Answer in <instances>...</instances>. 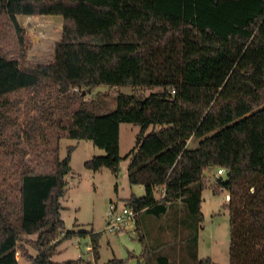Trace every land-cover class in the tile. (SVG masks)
<instances>
[{"label":"trees","instance_id":"16d2710c","mask_svg":"<svg viewBox=\"0 0 264 264\" xmlns=\"http://www.w3.org/2000/svg\"><path fill=\"white\" fill-rule=\"evenodd\" d=\"M19 14L61 15L63 31L47 64L23 66L0 48V134L10 94L56 83V95L65 98L60 107L78 104L68 137L91 139L106 151L85 161L87 168L118 172L121 125L140 126V143L127 154L128 177L146 193L125 202L140 212L136 226L144 212L161 216L177 200L204 220L205 174L224 167L217 180L230 195L223 204L230 215L227 264H264V0H0V38L7 17L23 47ZM100 84L161 89L146 96L119 92L117 107L100 113L78 90ZM29 139L38 151L17 174L19 199L6 185L14 153L0 146V264H20L18 250L31 264H80V258L53 259L65 239L91 232L66 230L61 218L75 145L64 158L55 146L51 161L36 137ZM91 238L98 258V237ZM168 261L157 257L159 264ZM196 264L221 263L204 257Z\"/></svg>","mask_w":264,"mask_h":264},{"label":"rangeland","instance_id":"374dc122","mask_svg":"<svg viewBox=\"0 0 264 264\" xmlns=\"http://www.w3.org/2000/svg\"><path fill=\"white\" fill-rule=\"evenodd\" d=\"M18 21L25 32L24 45L21 47L16 28L4 17L0 38L3 56L16 59L23 66L51 62L54 59L55 44L62 37L63 21L60 17L19 15ZM58 89V84L49 83L43 89H24L9 95L11 103L4 109L7 114L3 118L6 129L0 134V146L2 149L9 146L14 153L15 164L9 165L11 169L6 174V185L11 186L13 198L19 199L20 196L17 174L26 164L36 160L38 148L31 142L29 135L36 137L41 150H48V156L45 154L43 158L51 161L54 159L55 146H59L60 156L64 158L68 154V146L77 145L72 154V170L66 176L67 185L63 196L64 204L69 207L65 210L67 229L74 230L73 224L78 217L83 222L81 230L90 231L95 227L102 232V262L107 263L115 255L117 259L124 260L123 264H159L157 257L166 255L169 257L168 264H196L197 259L204 257L227 264L230 260V215L223 207L228 200L227 190L219 187L215 169L207 170L205 174L207 188L202 192L204 220L201 222H198L196 215H191L189 208L183 207V201L177 200L161 216L144 212L142 222L139 221L138 226L135 224L123 233L105 228L112 202H116L121 210L133 194L140 196L145 193L142 185L131 184L128 177L131 160L127 154L140 143V126L130 122L121 125L122 159L118 172L109 168L100 171L88 169L85 161L93 156L103 155L106 151L96 146L91 139L68 137V120L78 104L60 107L59 104H63L65 98L63 95H56ZM159 89V86L100 84L95 87L84 86L78 90L83 92L84 99L97 102L100 113H107L117 107L116 95L119 92L146 96ZM197 143L195 138L189 140L190 147ZM157 196L161 198L162 194L158 192ZM73 236L75 235L71 237ZM24 243L29 251L33 249L31 244ZM73 243L80 245L85 251L84 237H74ZM75 245L64 249L56 259L76 257L80 252ZM92 250L94 251L93 248ZM25 259L20 256V264Z\"/></svg>","mask_w":264,"mask_h":264},{"label":"crops","instance_id":"0c3cea01","mask_svg":"<svg viewBox=\"0 0 264 264\" xmlns=\"http://www.w3.org/2000/svg\"><path fill=\"white\" fill-rule=\"evenodd\" d=\"M19 15H26V16H31L32 14H19ZM19 15H17V18H18V16ZM42 15V14H41ZM43 15H53V14H43ZM53 16H56V17H60V19L63 21V17L61 16V15H53ZM108 112V111H107ZM76 146L77 145H75V149H76ZM75 149H74V151H75ZM73 151V152H74ZM73 152H72V154H73ZM71 161H72V158H71ZM87 161V160H86ZM70 166H71V168H70V171L72 170V165H71V162H70ZM104 168H106V167H103V168H101V169H99V170H96V171H100V170H102V169H104ZM88 169H90V168H88ZM91 170H93V169H91ZM70 171H69V173H70ZM95 171V170H94ZM68 173V174H69ZM67 176V175H66ZM67 181V180H66ZM133 185H137V184H133ZM139 185H142V184H139ZM143 187H144V185H142ZM65 191H66V188H65ZM144 191H145V193H146V190H145V187H144ZM144 193V194H145ZM143 194V195H144ZM64 195H65V192H64ZM63 195V196H64ZM143 195H140V196H143ZM63 196L61 197V202H62V205H63V208H62V210H61V218H62V220L64 221V223H65V229L66 230H68L67 229V216H65V210L66 209H68L69 207H67L65 204H64V201H63ZM141 216V215H140ZM108 217V216H107ZM141 220V219H140ZM106 221H107V218H106ZM142 222V221H141ZM83 224V222H81L80 220H79V218L78 217H76L75 218V222H74V231H84V230H81L80 229V227H81V225ZM70 231H72V230H70ZM91 232L90 233H87L85 236L84 235H78V234H76L75 236H73V237H71V238H68V239H65L59 246H58V248H57V251H56V253L54 254V256H53V259H55V260H57L56 259V256H58V255H60L61 254V252L64 250V249H69L70 247H72L73 245H75L74 243H73V239H74V237H78V238H85L86 239V244H85V251H83L84 249H82V247H80V245H78V244H76L75 246H76V249L80 252V253H78L77 254V256L76 257H71V258H80V259H82L81 260V263L80 264H113L112 263V260L113 259H115V258H117V257H115V255H114V257H112V258H110L108 261H107V263L106 262H102V258H101V256H102V254H101V251H100V248H101V244H100V240H101V236L102 235H100L102 232H100L99 230H97L95 227H93L91 230H90ZM94 233H96V234H94ZM118 233H123V231L122 232H118ZM92 235H95V236H97L98 237V258H96V256H95V252L92 250V248H93V242H92ZM29 238H31V239H36V235L34 234V235H30L29 236ZM33 250V251H32ZM31 251H29L30 252V254L31 255H33V256H36L37 254H38V251H37V249H35V248H33ZM25 257L26 256H23V259H25ZM92 258H93V260H92ZM66 259H69V258H64V259H58L57 261H64V260H66ZM23 264H31V259L29 258V257H27L26 259H25V262L23 263Z\"/></svg>","mask_w":264,"mask_h":264},{"label":"built area","instance_id":"2783aa9c","mask_svg":"<svg viewBox=\"0 0 264 264\" xmlns=\"http://www.w3.org/2000/svg\"><path fill=\"white\" fill-rule=\"evenodd\" d=\"M210 169H215V174L217 176H222L227 171L224 167H211L209 168V170ZM229 198L230 195L227 193V199ZM139 213L140 212L136 210L133 206L125 204L124 207L119 210L117 203L112 202L110 205V210L108 213L105 228L113 232L128 231L130 227H133L136 224ZM133 229L135 230V228ZM16 255L20 259V250L16 252Z\"/></svg>","mask_w":264,"mask_h":264}]
</instances>
